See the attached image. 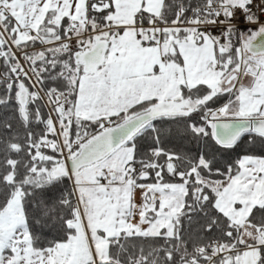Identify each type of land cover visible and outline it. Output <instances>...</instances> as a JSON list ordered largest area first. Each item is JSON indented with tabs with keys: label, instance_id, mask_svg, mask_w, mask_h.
Masks as SVG:
<instances>
[{
	"label": "snow or ice",
	"instance_id": "1",
	"mask_svg": "<svg viewBox=\"0 0 264 264\" xmlns=\"http://www.w3.org/2000/svg\"><path fill=\"white\" fill-rule=\"evenodd\" d=\"M0 264H264V0H0Z\"/></svg>",
	"mask_w": 264,
	"mask_h": 264
}]
</instances>
